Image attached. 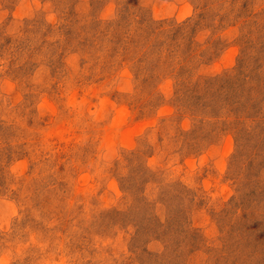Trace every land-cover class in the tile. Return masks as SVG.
Wrapping results in <instances>:
<instances>
[{
    "label": "rangeland",
    "instance_id": "1",
    "mask_svg": "<svg viewBox=\"0 0 264 264\" xmlns=\"http://www.w3.org/2000/svg\"><path fill=\"white\" fill-rule=\"evenodd\" d=\"M0 264H264V0H0Z\"/></svg>",
    "mask_w": 264,
    "mask_h": 264
}]
</instances>
